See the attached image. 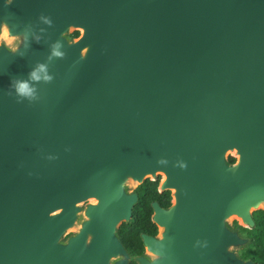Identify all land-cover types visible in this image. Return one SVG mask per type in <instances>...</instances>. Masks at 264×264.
Listing matches in <instances>:
<instances>
[{
  "label": "water",
  "instance_id": "95a60500",
  "mask_svg": "<svg viewBox=\"0 0 264 264\" xmlns=\"http://www.w3.org/2000/svg\"><path fill=\"white\" fill-rule=\"evenodd\" d=\"M0 38V264H253L232 225L264 211V0H0Z\"/></svg>",
  "mask_w": 264,
  "mask_h": 264
},
{
  "label": "trees",
  "instance_id": "16d2710c",
  "mask_svg": "<svg viewBox=\"0 0 264 264\" xmlns=\"http://www.w3.org/2000/svg\"><path fill=\"white\" fill-rule=\"evenodd\" d=\"M79 32H73L70 36L76 37ZM234 161L229 157L228 162ZM139 200L132 212V219L129 223H122L118 230L119 238L127 251L136 256L144 250L140 234L146 233L155 235L156 225L151 221L152 208L151 203L158 200L162 206L170 205L169 193L159 194L157 191V182L146 180L137 188ZM256 226L254 229L242 228L234 222V227L246 232L251 242L246 252L242 253L245 259H251L253 264H264V211L254 212ZM129 264H136L132 261Z\"/></svg>",
  "mask_w": 264,
  "mask_h": 264
},
{
  "label": "rangeland",
  "instance_id": "374dc122",
  "mask_svg": "<svg viewBox=\"0 0 264 264\" xmlns=\"http://www.w3.org/2000/svg\"><path fill=\"white\" fill-rule=\"evenodd\" d=\"M20 41H21V39H19L16 43H17V46L20 44ZM0 43H3V39L2 38H0ZM232 153H234V152H229L227 155H226V159H227V156L229 157V156H231L232 155ZM163 174L162 173H159V174H157L156 175V177H154V178H160L161 179V176H162ZM154 178H151V179H154ZM147 179H149V178H147ZM136 185V183H131L130 184V187L131 188H133L134 186ZM92 201V200H91ZM91 201H86V202H84V203H82L81 205H80V207H82V208H84L86 205H87V203H90ZM230 221H232V219L230 220ZM235 222V221H234ZM231 223V222H230ZM243 228V227H242ZM255 227H253L252 229H254ZM74 229H75V226L74 227H72V228H70V229H68V230H66L65 231V233L63 234V236L61 237V239L58 241V243L59 244H64L65 242H66V240L68 239V237H70L71 235H73L74 234ZM240 233H241V235H243V236H246L247 234H246V232H244V231H241L240 229H237ZM248 248H249V243L247 244H243L242 246H239V247H234V250H236V252L238 253V256L240 257V253H244V252H246L247 250H248ZM242 259V258H241Z\"/></svg>",
  "mask_w": 264,
  "mask_h": 264
},
{
  "label": "clouds",
  "instance_id": "9594fccd",
  "mask_svg": "<svg viewBox=\"0 0 264 264\" xmlns=\"http://www.w3.org/2000/svg\"><path fill=\"white\" fill-rule=\"evenodd\" d=\"M5 3L11 4L12 0H5ZM57 55H59V53H57ZM41 69H43V65H41ZM31 76L33 79H36V80L40 79V77L37 75L35 71L32 72ZM50 79L51 77L45 76V80H50ZM17 92L20 95L28 96L29 98L33 96V89L29 87V84L26 81H21L18 83Z\"/></svg>",
  "mask_w": 264,
  "mask_h": 264
},
{
  "label": "flooded vegetation",
  "instance_id": "af4514ba",
  "mask_svg": "<svg viewBox=\"0 0 264 264\" xmlns=\"http://www.w3.org/2000/svg\"><path fill=\"white\" fill-rule=\"evenodd\" d=\"M229 157H231V156H229ZM229 159V158H228ZM234 161H235V159H234ZM233 161V162H234ZM233 162H231V163H233ZM162 179V178H161ZM161 179L160 178H157L156 180L155 179H151V178H149V179H145L144 180V182L146 181V180H150V181H156L157 182V191H158V193L159 194H164V193H169V196H170V205H171V200H172V192L169 190V189H160V182H161ZM143 182V183H144ZM142 183V184H143ZM141 185V184H140ZM139 185V186H140ZM139 186H137L134 190H133V192H136L137 194H138V192H137V188L139 187ZM138 197H139V195H138ZM154 202V201H153ZM155 202H157V203H159V201L158 200H155ZM159 205L161 206V207H163V208H166V207H169L170 205H168V206H162L160 203H159ZM152 208V207H151ZM153 212V211H152ZM152 215V214H151ZM253 218H254V212H253ZM254 220H255V218H254ZM235 222H237V221H235ZM237 224H238V222H237ZM239 225V224H238ZM233 226V228H235L234 227V224L232 225ZM240 226V225H239ZM255 226H256V222H255ZM242 227V226H241ZM244 228V227H243ZM235 229H237V228H235ZM246 229H249V228H246ZM252 229V228H251ZM250 229V230H251ZM158 234V228H157V226H156V233H155V235L154 236H156ZM247 236V235H246ZM248 237V236H247ZM248 238H250V237H248ZM251 241V240H250ZM144 248V247H143ZM144 253H146L145 252V248H144V250H143V252L141 253V254H138V255H142V254H144ZM240 255V258H242L243 260H247V259H245V258H243L242 257V253H240L239 254ZM137 256V255H136Z\"/></svg>",
  "mask_w": 264,
  "mask_h": 264
},
{
  "label": "bare ground",
  "instance_id": "6f19581e",
  "mask_svg": "<svg viewBox=\"0 0 264 264\" xmlns=\"http://www.w3.org/2000/svg\"><path fill=\"white\" fill-rule=\"evenodd\" d=\"M7 29V25L4 23V32H5V30ZM145 176H148L149 177V175L148 174H145ZM151 178H152V176H150ZM149 177V178H150ZM162 178V177H161ZM164 181V176H163V178L161 179V182H163ZM259 208H261V209H264V203L263 202H261L260 204H259V206H258ZM235 218V217H234Z\"/></svg>",
  "mask_w": 264,
  "mask_h": 264
}]
</instances>
